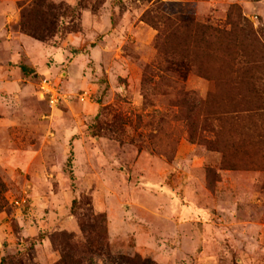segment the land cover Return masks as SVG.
<instances>
[{"label": "rangeland", "instance_id": "obj_1", "mask_svg": "<svg viewBox=\"0 0 264 264\" xmlns=\"http://www.w3.org/2000/svg\"><path fill=\"white\" fill-rule=\"evenodd\" d=\"M123 258L264 264V0H0V264Z\"/></svg>", "mask_w": 264, "mask_h": 264}, {"label": "trees", "instance_id": "obj_2", "mask_svg": "<svg viewBox=\"0 0 264 264\" xmlns=\"http://www.w3.org/2000/svg\"><path fill=\"white\" fill-rule=\"evenodd\" d=\"M54 9V10H57V8L49 5V9ZM55 15L56 14H52V17H50L51 19H55ZM26 19V15H23V20ZM54 23L53 21L50 22L49 26H53ZM22 28L23 30L27 31V32H30L29 28L26 26V24L23 22L22 24ZM48 25H47V28H46V31L48 32ZM50 30V29H49ZM34 38L38 39V40H41V41H45V40H48V38L46 36H39L37 34H33V33H30ZM20 68L22 69V71L27 74V75H30V74H34L35 71L33 69H30L29 67L25 66V65H21ZM125 261H124V264H137V260L136 259H132V258H123ZM142 264H153L152 262H149L147 260L143 261Z\"/></svg>", "mask_w": 264, "mask_h": 264}, {"label": "built area", "instance_id": "obj_3", "mask_svg": "<svg viewBox=\"0 0 264 264\" xmlns=\"http://www.w3.org/2000/svg\"><path fill=\"white\" fill-rule=\"evenodd\" d=\"M53 102H54V99H53Z\"/></svg>", "mask_w": 264, "mask_h": 264}]
</instances>
